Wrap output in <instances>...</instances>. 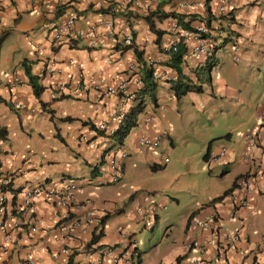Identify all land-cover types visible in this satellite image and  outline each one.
Instances as JSON below:
<instances>
[{"label": "crops", "instance_id": "0c3cea01", "mask_svg": "<svg viewBox=\"0 0 264 264\" xmlns=\"http://www.w3.org/2000/svg\"><path fill=\"white\" fill-rule=\"evenodd\" d=\"M181 1L0 0V49L3 41L13 33L27 36L31 44L28 45L24 39L25 43L13 48L21 55L12 60V74H2L0 65V185L6 180L9 182V185H4L7 202L1 219L17 224L16 235L21 245L12 250L7 259L0 256V264H10L13 260L17 264H30L28 255L33 260L32 264H67L70 258L73 264H88L95 262L100 252L109 247L115 246L113 253L125 249L127 240L121 237V228L118 227L123 223L115 225L111 220L116 215L127 214L130 209V216L139 222L135 208L150 201L142 188L129 186L127 180V167L134 159H154L146 157L148 148L139 145L138 137L146 134L160 142L168 138L173 145L169 133L163 128V115L153 112L159 111L160 106L173 110L177 108L176 104L180 106L185 96L191 94L198 97L199 93L190 91L177 100L170 83H158L157 106H146V109L152 108L147 111L152 118L147 123L141 121L143 124H138L136 131H130L124 139L123 147L129 156L124 161V175L120 183H113L106 162H101L102 153L112 144L91 125L97 127L101 122L107 127L115 125L119 97L98 94L92 89L78 95L73 90L80 71L101 76L109 82L129 73L127 66L135 59L134 53L132 50L122 52L115 47L117 41L120 47L124 46L123 38L131 34V30L136 33L135 43L143 51V58L154 59L156 66L168 71L163 64L167 58L158 50L155 35L142 15L149 11L186 14L188 11L179 6ZM229 1L232 2L234 17L231 29L241 47L238 58L242 55L247 62H251L257 53L264 52L261 46L264 43V0ZM100 8L109 12H100ZM205 12L204 8H200L192 15L196 20L202 18ZM69 17H74V31L95 27L100 32L97 44L92 45L90 39L80 36L64 39L53 49L50 40L56 28ZM106 21H110V27L104 25ZM155 21L158 28L170 32L172 17L155 18ZM171 37L170 33L165 34L161 42ZM230 53L232 55V51ZM24 60L28 61L32 74L39 77V83L44 87L39 97L34 95L29 84L22 64ZM52 60L54 65L51 66ZM192 60H186L184 71L195 79L194 70L201 67L198 71H202L205 60ZM238 60L234 59L235 62ZM14 76H18L21 83L12 85ZM59 81L73 85L69 91L52 97L51 86ZM204 86H209L214 93L211 75L208 82L203 83V90ZM17 102L24 107L17 108ZM262 107L257 109V116ZM257 129L258 126L245 132V135ZM230 131L223 134L217 132L211 134V138L200 140L202 153L208 146L210 153H217L225 147V156L213 167L222 177L221 185L198 199L178 223L168 224L165 230L168 229L169 233L150 236L144 247L136 242L141 252V264H264V200L261 199L264 195V132H260L256 139H248L244 135L242 140L214 146L212 140L226 133H229L226 138L230 140ZM152 164L163 168L167 163L163 159L162 163ZM242 176L248 179L254 194L249 205L232 216L234 203L242 193V188L234 181ZM70 181L76 183L77 190L66 206L59 205L56 197H39L33 211L22 213L17 209L26 187L46 183L48 187L63 190ZM227 189L229 192L223 195ZM221 195L220 199H215ZM86 200L90 201L88 205H85ZM156 205L155 214L159 220V209H164L166 204L160 201ZM87 209L92 210V222L84 220ZM211 213L216 214L218 225L222 228L219 235L200 224ZM76 217L80 219L79 225L73 223ZM237 229L241 233L237 249L227 250L220 257L218 246L222 244V230L233 232ZM95 231H101V236L96 243H92ZM194 239L200 241L201 247H188ZM64 248L66 252H62ZM191 259L200 262H191ZM105 261L104 264H111V257Z\"/></svg>", "mask_w": 264, "mask_h": 264}, {"label": "rangeland", "instance_id": "374dc122", "mask_svg": "<svg viewBox=\"0 0 264 264\" xmlns=\"http://www.w3.org/2000/svg\"><path fill=\"white\" fill-rule=\"evenodd\" d=\"M24 39L31 45L29 38L19 33L10 34L3 41L0 49L2 74H12V60L21 55L19 50L15 52L13 48L25 43ZM261 46L264 51V43ZM32 50L30 47V52ZM231 51L233 44L227 42L215 53L217 62L210 71L214 93L209 86H204L198 97L191 94L185 96L180 106L176 104L177 108L170 110L160 106L159 111L153 112L163 115V128L169 133L173 145L168 138H163L157 148L147 149L146 157L154 159H134L128 164L129 186L142 188L148 200L166 204L164 209H159V220L154 222L153 230L152 227H144L141 221L136 222L130 216V209L127 214L116 215L111 220L115 225L123 223L118 227L133 232L136 242L142 247L150 236L169 233L168 229L165 230L168 224L178 223L198 199L223 182L219 172L213 168L218 162L213 161L209 166L210 163L203 160L200 140L229 130L232 138H226L229 133L216 137L212 140L214 146L235 139L242 140L245 132L260 125L257 109L264 106V52L257 53L251 62H247L242 55L235 62ZM189 61L193 62L191 57ZM151 110L150 107L146 109L148 112ZM135 131L136 127L132 128L131 133ZM165 157L168 158L166 166L153 171L151 164L162 163ZM10 264L17 263L13 260Z\"/></svg>", "mask_w": 264, "mask_h": 264}, {"label": "built area", "instance_id": "2783aa9c", "mask_svg": "<svg viewBox=\"0 0 264 264\" xmlns=\"http://www.w3.org/2000/svg\"><path fill=\"white\" fill-rule=\"evenodd\" d=\"M180 8L185 9L188 13L193 12L196 9L204 8L206 10L205 14L202 15V20L196 24L190 23L188 27H181L177 22H173L169 27V30L175 36L171 37L169 40H166L161 43L162 52H167L169 50L176 51L178 48V38L181 35L184 40V43L187 47V57H192L195 59H202L212 55L216 47L220 46L224 42H231L233 44V52L236 54L239 51V46L236 43V35L230 29L231 21L227 15L229 9H231V3L228 0H213L211 5L208 6L210 9L207 11L206 0H183L180 2ZM226 16L220 18L221 16ZM209 16H211L209 18ZM191 20V19H188ZM104 25L107 27L111 26L110 21L104 22ZM74 17L67 18L62 24H60L55 31L53 36L54 42L58 43L64 39H71L73 37L82 36L90 39L92 45L97 44L98 38H100V32L95 29V27L90 26L85 30L74 31ZM224 26L225 28H221ZM123 43L125 45H131L133 43V38L131 34H128L123 38ZM43 50V49H42ZM237 59V57H236ZM148 65L156 66L157 62L154 59H148ZM50 65H54V61L50 62ZM139 64L133 60L128 66L127 70L129 73H126L122 77L118 78L115 81L109 82L101 76H96L92 74H85L83 71H80L77 76V81L75 83V89L78 95L83 94L87 89H93L98 94L105 95H121L122 106H124L128 101H130L133 96L128 92V79L134 71L139 70ZM131 73V74H130ZM154 79L157 82H171L176 78L174 73L169 71H155L153 75ZM136 84H139L140 81L135 78ZM21 83V79L18 76L12 78V85ZM73 83L70 82H54L52 84L51 96H55L57 93H62L64 91H69ZM17 108H23L22 103L17 102ZM31 110L34 111L32 108ZM124 110L120 111V114L116 118V126L122 121L124 117ZM260 127L259 130L253 134H247V138H256L260 132H264V107L261 108L259 112ZM145 122H149L151 117L145 115ZM105 123L101 122L99 124L100 128H105ZM115 126V127H116ZM115 127H110L107 129L112 133ZM159 140L153 138L149 135H140L138 138V143L141 147H156ZM225 156V147H221L217 153H211L209 155V163L217 161L220 158ZM127 157V152L123 149H120L117 153L110 154L107 156V164L110 172L111 181L117 182L122 177V162ZM167 160V159H166ZM236 185L242 188V193L240 197L235 201L234 207L237 208L233 210L234 212L240 208L247 207L251 202L252 195L254 194L253 187L249 184V181L246 177H240L236 180ZM77 190L76 183L70 181L63 190H57L54 188H44L38 183L34 186H29L24 191L23 202L18 206V209L30 212L34 209V200L38 197L40 193L44 194V197L50 198L52 196L57 198L59 205L66 206L74 198L75 192ZM264 199V195L261 196ZM6 194L0 189V217L3 215L5 210ZM89 204V200L85 201V205ZM155 204L149 202L146 205H139L136 208V214L141 219V222L149 227L152 225L154 220L155 213ZM85 221L92 222V212L88 210L86 213ZM79 218L76 217L73 219L75 225H79ZM218 219L216 218L215 213L209 214L206 220L201 221L204 227H211L213 232L219 235V231L222 229L218 225ZM18 226L16 223H6L0 218V256L6 257L7 259L11 251L16 250L20 247V242L17 237ZM223 246L220 247L221 251L224 250H234L237 248L238 243L241 241L240 229L233 232H226L222 230ZM124 236V235H123ZM193 244L198 246V241H194ZM219 248V249H220ZM223 249V250H222ZM67 249H62V252H66ZM223 254V252H221ZM111 252H105L103 256H99L95 262L92 264H104V259L109 257ZM130 252L124 253L123 255L112 254L111 264H130L129 261ZM27 260L30 264L33 263V260L28 255ZM191 262H199L195 259H192Z\"/></svg>", "mask_w": 264, "mask_h": 264}, {"label": "trees", "instance_id": "16d2710c", "mask_svg": "<svg viewBox=\"0 0 264 264\" xmlns=\"http://www.w3.org/2000/svg\"><path fill=\"white\" fill-rule=\"evenodd\" d=\"M209 3V1L207 2ZM100 12L107 13L109 12L108 9H99ZM210 13V9H209ZM230 16V20L232 23H234V17L232 16V10L227 13ZM183 14V13H175V12H159V11H149L147 14L142 15V18L145 20V22L148 24L149 30L155 35V40L154 42L156 43L158 50L165 55L167 58L164 63V66L168 68V71L176 76L174 80L171 82H166L170 83V89L173 92L174 96L176 97L177 100H179L182 96H184L186 93L190 91L194 92H202L203 91V85L202 83L208 82L210 79V68H212L216 62L215 58L212 60L207 61L205 66L203 67L202 71L195 70V79L187 76L184 71V65L186 63V56H187V47L186 44L184 43L182 36L179 35L180 37L178 38V45L179 47L177 48L176 51L169 50L167 52H162L161 48V39L165 36V34H168L169 32L160 29L157 27L155 18L158 20L172 17L173 22H177L181 27H189L190 23H192L191 20L195 19V16L192 14ZM227 16V15H226ZM226 16H221L220 18H224ZM211 16H209L210 18ZM191 19V20H188ZM222 29L225 28L224 26L221 27ZM132 38H133V43L131 45H124L122 47L119 46L118 41L116 42V47L119 48V50L126 51V50H132V52L135 55V61L140 65L138 71H134L131 76L129 77L128 81V92L132 94L133 98L128 101L124 106H122V100H121V95H114L119 97V102H120V107L117 110V113L115 115V125L111 127L116 126V118L120 114V111L124 110V117L122 121L115 127L114 131L110 133L107 131L108 128L107 125L105 128H100L99 125L95 127L94 125H91V128L96 129L98 133H101L103 137L107 138L110 140V143L112 146L110 149H106L102 153V159L101 162L102 164L107 162L106 155L114 154L117 153L120 149L123 148L127 152V155L129 156V152L123 147L124 144V139L132 128L140 125L142 122V116L145 115L146 111V106L148 103H152L153 106H157V88H158V82L154 79L153 75L155 71H162V69L158 66H150L148 65V59L143 58V51L138 49L137 44L135 43V37L136 33L135 31H130ZM4 36V35H2ZM57 47V46H56ZM55 46L53 47L54 49L56 48ZM213 58V57H212ZM28 61L24 60L22 62L24 66V71L25 74L28 77L29 84L32 87L33 93L36 97H39L40 94L43 92L44 87L39 83V77L35 74H32L31 72V67ZM165 67V68H166ZM135 78H137L140 83L136 84ZM132 84V87L130 89V86ZM69 119V118H68ZM4 131V129H2ZM2 132V131H1ZM143 135V134H141ZM229 134L226 135V137ZM139 138V137H138ZM118 149V150H117ZM117 151V152H116ZM208 154H209V146L203 154V160L207 161L208 159ZM151 169L153 171H157L158 169L162 168L160 165L152 164ZM122 170L124 172V163H122ZM94 171V169H93ZM235 183V181H234ZM9 185V183H8ZM38 185H41L44 188H48V185L46 183H38ZM34 186V185H32ZM52 188V187H50ZM55 189V188H54ZM231 190V189H230ZM229 192V189L225 190L223 195L227 194ZM223 195L215 198V199H220ZM39 197H44L43 193H40L38 197L34 200L35 202ZM54 197V196H52ZM47 198V197H45ZM51 198V197H50ZM213 199L212 201H214ZM23 200V199H22ZM23 201L17 204V206L21 205ZM34 202V203H35ZM16 206V207H17ZM105 220V217L100 221L101 224H103V221ZM101 236V231L100 232H93V238H92V243H96ZM102 245H99L101 247ZM135 252V264H141L140 261V251H138L137 246L134 247ZM179 259V258H178ZM67 264H73L72 259L70 258L67 262ZM75 264V263H74Z\"/></svg>", "mask_w": 264, "mask_h": 264}, {"label": "clouds", "instance_id": "9594fccd", "mask_svg": "<svg viewBox=\"0 0 264 264\" xmlns=\"http://www.w3.org/2000/svg\"><path fill=\"white\" fill-rule=\"evenodd\" d=\"M209 1V3H207ZM213 1V0H212ZM212 1H210V0H206V6H207V11H209V8H208V6H210L211 5V2ZM229 1V0H228ZM230 3H231V5H232V2L231 1H229ZM231 9H232V6H231ZM231 9H229V11H228V13L231 11ZM187 14H189V15H191L192 14V12H190V13H188L187 12ZM188 15V16H189ZM228 15V14H227ZM228 17H229V19H230V16L228 15ZM202 20V18H200L199 17V19H193V20H191L192 21V23L193 24H196V23H198L199 21H201ZM231 21V20H230ZM231 25H232V22H231ZM230 29H231V26H230ZM232 30V29H231ZM170 31V30H169ZM233 31V30H232ZM172 36H175V34H172L171 32H169ZM77 37H80V36H77ZM74 38V37H73ZM72 39V38H71ZM236 39H237V37H236ZM63 41V40H62ZM62 41H60V42H58V43H61ZM50 45H51V47L53 48L54 46L56 47V46H58V43H56V42H54V38H52L51 40H50ZM225 43H227V42H224L223 44H221L220 46H218V47H216L215 48V50L213 51V53H212V55L211 56H209V57H206V58H202V59H204L205 60V64L207 63V61H209V60H212V59H214L215 58V53H216V51L219 49V48H221ZM236 43L238 44V46H239V51L235 54L233 51H232V55L234 56V59H235V61H237L239 58H238V55H239V53H240V50H241V47H240V44L237 42V40H236ZM125 45V44H124ZM178 47H179V45H178ZM54 49V48H53ZM213 57V58H212ZM236 57H237V59H236ZM190 57H187L186 56V60L187 59H189ZM192 58V57H191ZM192 59H195V58H192ZM135 60V59H134ZM196 60V59H195ZM198 60V59H197ZM53 61V60H52ZM51 62V61H50ZM205 64L204 65H202V69H203V67L205 66ZM196 66V65H195ZM194 66V67H195ZM194 67H193V69H194ZM199 68H201V67H196V69L195 70H200ZM211 69V68H210ZM195 70H194V73H195ZM211 71V70H210ZM196 74V73H195ZM159 83V82H158ZM12 84V83H11ZM52 87V86H51ZM52 89V88H51ZM93 90V89H92ZM150 106H152V107H154L153 106V104L152 103H148ZM145 115H149L151 118H152V116H151V114H149L148 112H146L145 113ZM145 115L144 116H142V121L144 122V123H146L145 122V119H144V117H145ZM141 124H143V123H141ZM259 127H260V125H259ZM259 127H258V129H257V131L259 130ZM256 132V131H255ZM254 132V133H255ZM247 134H249V133H247ZM246 134V135H247ZM253 134V133H252ZM146 135V134H145ZM246 135H245V137H246ZM250 135V134H249ZM247 138V137H246ZM257 138V137H256ZM255 138V139H256ZM248 139H250V138H248ZM254 139V138H253ZM160 142V141H159ZM159 142H158V145H159ZM158 145L156 146V147H143V148H157L158 147ZM123 149V148H122ZM118 150V149H117ZM117 152V151H116ZM211 153L209 152V154H208V159H207V163L209 164V155H210ZM107 156L108 155H106V158H107ZM127 157H128V155H127ZM126 157V158H127ZM125 158V159H126ZM125 159L123 160V162L122 163H125L124 161H125ZM167 159V160H166ZM218 161V160H217ZM168 162V158L167 157H165L164 158V163H167ZM106 164H107V162H106ZM107 166H108V164H107ZM209 166H211V163H210V165ZM108 170H109V168H108ZM109 174H110V172H109ZM123 175H124V172H123V170H122V177H123ZM122 177L120 178V180L119 181H117V182H113V181H111V182H113V183H120V181H121V179H122ZM244 177V176H243ZM111 179V178H110ZM238 178H236V180H237ZM236 180H235V183H236ZM7 183H9L7 180L5 181V182H2L1 183V185H3V186H1L0 187V189H1V191L2 192H4L5 193V187H4V185H7ZM31 186V185H30ZM29 187V186H28ZM28 187H26V188H28ZM6 194V193H5ZM262 196V195H261ZM261 199H263L262 197H261ZM264 200V199H263ZM6 202H7V197H6ZM6 202H5V208H6ZM149 202H153L154 204H155V207H156V209H155V213H156V211H157V209H158V207H157V205H156V203H155V201L154 200H150ZM148 202V203H149ZM89 203H90V201H89ZM147 203V204H148ZM138 207V206H137ZM136 207V208H137ZM165 207V206H164ZM135 208V209H136ZM235 208V207H234ZM234 208H232L233 210H234ZM17 209H18V206H17ZM235 209H237V208H235ZM19 211H21L22 213L23 212H25V211H22V210H20V209H18ZM34 210V209H33ZM32 210V211H33ZM88 210H91V209H87L86 210V212L88 211ZM233 210H232V212H233ZM29 212V211H28ZM31 212V211H30ZM91 212H92V210H91ZM135 212H136V210H135ZM4 213H5V210H4ZM4 213H3V215H4ZM154 213V220H153V223H152V225L151 226H149V227H146L144 224H143V226L144 227H146V228H151L152 226H153V224H154V222L157 220V217H156V214ZM2 215V216H3ZM137 215V214H136ZM1 216V217H2ZM86 216V214H84V217ZM232 216H233V214H232ZM231 216V217H232ZM235 216V215H234ZM0 217V218H1ZM137 217H138V219H139V221H141V219L139 218V216L137 215ZM92 219H93V215H92ZM203 226V225H202ZM204 227V226H203ZM204 228H208V229H211L212 230V228L211 227H204ZM239 230V229H238ZM215 233V232H214ZM120 235H121V237L122 238H124V239H126L127 240V246L125 247V249L122 251V252H116V253H113V249L112 248H115V246L114 247H109L108 249H105V250H103V251H101L100 252V256H103L104 255V253L105 252H111V255H110V257L112 258V253L113 254H118V255H123L124 253H127V252H130V255H129V261H130V264H135V252L133 251L134 250V247L136 246V239H135V235H134V233H128V232H126V231H124L122 228L120 229ZM124 235V236H123ZM194 241H198V243H199V245L198 246H195L194 244H193V242ZM223 242V240L221 241V243ZM223 246V243L221 244V246L219 245L218 246V251H219V256L221 257V256H223L225 253H226V251L227 250H224V251H221V248L220 247H222ZM188 247H201V244H200V241L199 240H197V239H194V240H192L191 241V243L190 244H188ZM220 248V249H219ZM66 249V248H65ZM237 249V248H236ZM236 249H234V250H236ZM223 250V249H222ZM221 252H223V254H221ZM106 259V258H105ZM105 259H104V262L106 263V261H105ZM192 260V259H191ZM195 260H197V259H195ZM197 261H199L200 262V260H197ZM197 263V262H196ZM80 264H85V263H80ZM88 264H92V263H88Z\"/></svg>", "mask_w": 264, "mask_h": 264}]
</instances>
